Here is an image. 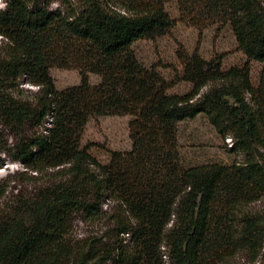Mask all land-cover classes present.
<instances>
[{"label":"trees","instance_id":"obj_1","mask_svg":"<svg viewBox=\"0 0 264 264\" xmlns=\"http://www.w3.org/2000/svg\"><path fill=\"white\" fill-rule=\"evenodd\" d=\"M81 3L63 12L39 0H6L0 10V128L12 139L2 142L0 131V154L27 173L66 169L70 178L17 189L11 198L0 183V264H232L241 251L249 264H264V216L247 214L236 224L233 215L264 196V162L254 153L262 157L264 149V67L254 87L249 63L224 71L220 61L186 56L182 81L193 89L172 95L171 84L133 50L170 32L166 6L176 3L194 26L229 25L248 62L264 64V0ZM55 67L78 71L80 85L59 91ZM91 75L100 79L95 86ZM202 114L232 138L231 153L249 156L243 166L182 165L178 125ZM114 116L132 118V149L109 152L105 165L81 140L91 119ZM105 197L127 215L116 219L117 239L72 240L75 215L101 219Z\"/></svg>","mask_w":264,"mask_h":264},{"label":"rangeland","instance_id":"obj_2","mask_svg":"<svg viewBox=\"0 0 264 264\" xmlns=\"http://www.w3.org/2000/svg\"><path fill=\"white\" fill-rule=\"evenodd\" d=\"M42 6H49L50 11H63L80 9L81 0H39ZM6 8V0H0V10ZM167 12L174 21V26L163 38L156 41L137 42L133 50L138 60L149 71L159 73L167 82L171 84L169 94L186 95L189 94L193 85L183 80L184 63L183 58L198 54L207 62L220 61L222 69L228 71L232 68H243L247 63L251 69V81L254 87L259 86L260 76L264 64L252 61L248 62L247 56L239 49L237 39L229 25L205 22L202 26H194L182 19V15L176 3H169L166 6ZM2 38L0 37V47ZM51 75L59 91L71 87L79 86L81 77L76 70H65L55 67L51 70ZM99 77L90 76V83L95 86L99 83ZM221 84H211L204 88L201 94L209 92L212 88H218ZM24 90L37 93L38 88L33 86H23ZM26 93L25 96H30ZM248 102L251 97L246 95ZM130 116L124 117H103L91 119L87 124L81 140V147L89 148V152L102 164L108 165L111 161V151L129 152L132 149L130 139ZM45 125L39 130V134L45 133ZM1 131L2 142H11L10 133L7 130ZM179 143V154L182 165L185 168L220 164L231 167L235 164L243 166L249 156L245 153H231L234 142L230 136L223 138L210 124L206 115H199L194 120L182 122L177 128ZM260 154L254 152L258 160L264 162V149ZM0 183L9 185L7 196L13 197L17 189L23 192L32 191L36 187L51 186L58 182L70 180L66 169L46 170L42 174L27 173L26 169L19 162L12 161L5 154H0ZM101 219L87 218L82 212L74 217L73 228L70 234L72 240L79 241L90 239L96 242L112 243L117 239L118 226L116 219L124 221L127 215L121 204L111 197L102 199ZM264 216V196L246 206L239 205L234 209V221L236 224L244 215ZM107 240V241H106ZM118 240L129 242L128 236H120ZM167 261V258H165ZM250 255L241 251L232 264H249ZM115 264V263H114ZM259 264V263H258Z\"/></svg>","mask_w":264,"mask_h":264}]
</instances>
